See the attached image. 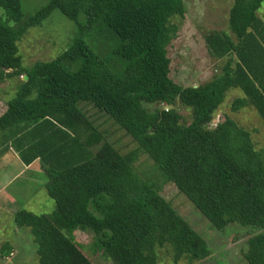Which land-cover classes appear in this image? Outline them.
I'll use <instances>...</instances> for the list:
<instances>
[{
	"label": "trees",
	"instance_id": "trees-1",
	"mask_svg": "<svg viewBox=\"0 0 264 264\" xmlns=\"http://www.w3.org/2000/svg\"><path fill=\"white\" fill-rule=\"evenodd\" d=\"M263 3L233 0L228 25L238 44L224 30L210 31L207 48L226 61L195 87L170 76L167 47L178 32L173 19L185 16L184 0H51L29 16L21 0H0L16 24L0 17V81L22 78L0 115V143L26 165L40 161L56 204L50 214L24 208L14 214L17 227L30 229L38 264H95L77 231L91 233V252L114 264H159L157 249L167 245L174 264L211 255L205 237L160 185L137 173L140 152L217 230L231 224L261 230L249 238L243 258L264 264V149L228 114L209 126L234 87L247 98L234 100L231 110L254 105L264 122V95L241 52L253 37L264 56L257 13ZM57 9L76 26L73 42L57 58L25 67L18 42ZM83 103L112 119L137 150L121 152ZM178 106L191 110L189 122ZM11 251L10 244L1 248L2 256Z\"/></svg>",
	"mask_w": 264,
	"mask_h": 264
},
{
	"label": "rangeland",
	"instance_id": "rangeland-1",
	"mask_svg": "<svg viewBox=\"0 0 264 264\" xmlns=\"http://www.w3.org/2000/svg\"><path fill=\"white\" fill-rule=\"evenodd\" d=\"M49 1L51 0H21L22 9L25 15L29 16ZM184 3L186 7L185 16L184 18L176 17L173 19V22L178 26V32L168 45L167 50L171 60V78L181 85L190 86L209 80L216 72L217 59L207 48L205 37L210 31L224 30L227 33L230 32L228 20L233 0H184ZM260 12L264 13V3ZM0 17L6 23L16 25L1 6ZM76 34L77 29L74 23L58 9L54 10L41 25L32 27L26 32L18 42V55L22 57L23 65L28 68L37 62L51 61L64 52L73 42ZM21 80V77L14 76L0 81V115L6 111L8 101L15 95ZM81 107L87 111L88 115L96 118L101 129L108 131L110 140L121 152L126 153L137 150L138 145L132 137L127 135L107 115L87 103L81 104ZM147 107L150 110H155L158 105L148 104ZM178 108L184 116L185 123L189 122L192 117L191 110L183 106H178ZM218 116L219 114L216 117L218 118ZM209 126L212 127V122ZM255 144L259 145L258 142ZM135 169L141 178L156 181L160 185L163 196L207 240L211 255L194 264H248L243 258L248 249V240L261 230L254 229L251 226L231 224L225 230L219 231L172 183L160 180L158 167L148 155L142 152L139 153ZM5 178L6 174L1 173L0 183ZM18 182L22 183L26 189V192L17 194L18 198L15 202L16 206H19L18 209L24 208L35 214L54 212L56 204L47 193L45 187L47 176L44 171L28 172ZM15 186L19 185L16 183L13 187ZM10 217L11 215L1 212L0 209V227L2 223L3 225L7 222L11 225L14 224V216H12V219ZM11 233L13 234L9 231L6 236L12 237ZM15 234L17 235L15 238L18 239L16 248L8 257L0 256L2 258L0 259L2 263H0L38 264L37 245L30 229L17 227ZM92 237L91 233L83 231H77L75 236L76 240L85 246L84 252L95 264H114L101 253L91 252ZM2 243H0V246ZM157 254L159 264H174L173 252L169 245L158 248ZM179 264L189 263L182 260Z\"/></svg>",
	"mask_w": 264,
	"mask_h": 264
},
{
	"label": "crops",
	"instance_id": "crops-1",
	"mask_svg": "<svg viewBox=\"0 0 264 264\" xmlns=\"http://www.w3.org/2000/svg\"><path fill=\"white\" fill-rule=\"evenodd\" d=\"M260 9L257 13L264 23V13H261ZM229 34L234 38L236 44H238V40L235 38V35L231 31L229 32ZM257 38L259 37L257 36ZM262 39H264V31H262ZM262 42L264 43V40H262ZM241 52L244 55V60L252 68L255 76L252 73H249V75L251 77H254L256 85L264 95V91L262 90V87L264 88V56L257 44L256 39L253 37L250 38L248 42L245 43L244 49L241 50ZM236 56L239 57V55ZM225 61L226 58L217 59L218 67L216 68V72L220 71V68ZM192 85L196 87L199 84ZM239 98H247V95H245L244 91L240 87H234L228 90L225 98L226 103L224 102L225 105H223V103L220 106V108L216 111L215 116H217L218 114L219 116L228 114L241 126L245 127L251 132V137L254 143L258 142L259 144L256 145L258 149H264V122L255 106L248 105L240 109L239 111L231 110L233 101ZM216 120L217 118L212 121V127H215L218 124V122H215ZM32 171H44L39 160H35L30 165H26L21 161L19 155L13 148L3 150V145L2 143H0V174H6L5 180L0 183V209L1 212L11 215V219L12 216H14V214L19 210V206L17 207L15 202V200L18 198L17 194L19 195L20 193L26 192L25 187L22 185V183H19L18 180L22 176H24V174ZM16 183L19 186L13 187ZM14 224L11 225V223L7 222L5 223V225H3L2 223V226L0 227V239L1 242H3L0 248H2L3 245L7 246V244H10L12 248L11 253H13L14 248H16V242H18V239L15 238L17 237V235L15 234V229L17 227ZM9 231L13 232V234L11 233V236L13 238L6 236ZM0 256H2V254ZM0 259L2 258L0 257Z\"/></svg>",
	"mask_w": 264,
	"mask_h": 264
},
{
	"label": "water",
	"instance_id": "water-1",
	"mask_svg": "<svg viewBox=\"0 0 264 264\" xmlns=\"http://www.w3.org/2000/svg\"><path fill=\"white\" fill-rule=\"evenodd\" d=\"M28 78H29V76H28L27 74H25V75L23 76V80H24V81L28 80Z\"/></svg>",
	"mask_w": 264,
	"mask_h": 264
},
{
	"label": "built area",
	"instance_id": "built-area-1",
	"mask_svg": "<svg viewBox=\"0 0 264 264\" xmlns=\"http://www.w3.org/2000/svg\"><path fill=\"white\" fill-rule=\"evenodd\" d=\"M166 110H168V108H166ZM219 121V116H218V118H217V120L215 121L216 123Z\"/></svg>",
	"mask_w": 264,
	"mask_h": 264
}]
</instances>
